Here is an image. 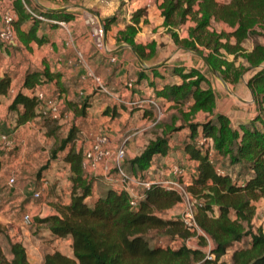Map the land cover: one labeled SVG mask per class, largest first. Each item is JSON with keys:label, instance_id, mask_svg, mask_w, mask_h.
<instances>
[{"label": "trees", "instance_id": "16d2710c", "mask_svg": "<svg viewBox=\"0 0 264 264\" xmlns=\"http://www.w3.org/2000/svg\"><path fill=\"white\" fill-rule=\"evenodd\" d=\"M11 3L16 13L13 25L17 33V41L11 47L19 42L27 45L31 40L43 42V35H37L41 19L36 14L49 19L72 18L71 12L62 10L36 13L29 0H12ZM158 7L164 31L174 43L205 56L226 81L236 82L243 70L254 67L247 82L256 108L251 118L236 125L225 113L212 115L214 92L209 85H201L207 83V78L195 66L171 65L169 74L174 80H168L160 71L165 65L140 68L131 88L145 80L156 100L171 101V106L186 117L197 111L205 114L202 120L187 123L182 141L186 156L197 161L195 175H190L187 187L199 201L195 220L213 241L211 252L216 259L232 248L227 264H264V229L253 232L243 225H248L255 213L254 201L264 198V39L256 40L258 36L264 38V0H161ZM143 11L140 8L132 13L131 22L117 31L116 39L132 45L146 58L145 48L152 49L155 42L140 45L134 40ZM114 18V15L102 18L105 28ZM28 21L29 25L24 28ZM187 23L186 34L181 36L179 31ZM221 24L229 29L220 27ZM251 39L254 40L252 47L247 49L243 43ZM10 46L1 45L0 48ZM239 50L241 53L237 55ZM227 54L233 57L228 59ZM59 77L58 72H50L46 67L26 70L20 88L7 106L8 111L15 114L16 127L38 116L46 136L55 138L49 149L50 156L38 169L37 176L60 153H64L63 160L69 165L68 203L57 201L52 205L53 213L31 216V223L45 228L54 238L70 236L72 256L50 250L43 253L40 264H189L192 258L201 257V249L183 243L169 247L158 242L168 236L185 240L192 234L179 215L167 218L161 215V211L180 201V195L160 181L150 182L136 206L129 203L128 193L116 186H108L93 196L98 178L82 168V149L74 145L76 124L59 137L61 125L41 116L39 100L28 93L35 85L53 78H57V86L62 89ZM155 78L160 79V85ZM10 83L8 73L0 75V95L7 94ZM89 98L85 95L80 100L67 102L74 118L86 116ZM186 103L189 112L183 111ZM122 107L117 103L107 105L102 113L114 118ZM143 111L145 115L152 114L150 109ZM165 129L134 157L122 161L127 173L144 178L153 158L168 154L172 132L183 127L167 126ZM200 138L205 141L199 143ZM153 234H158L155 237L158 241L150 244ZM244 238L248 241L246 245H235L242 243ZM200 239L204 240L201 236ZM8 241L10 257L5 256L0 246V264H30L21 241L10 238ZM212 262L206 259L204 264Z\"/></svg>", "mask_w": 264, "mask_h": 264}, {"label": "crops", "instance_id": "0c3cea01", "mask_svg": "<svg viewBox=\"0 0 264 264\" xmlns=\"http://www.w3.org/2000/svg\"><path fill=\"white\" fill-rule=\"evenodd\" d=\"M11 1L12 0H0V17L1 12L4 9L8 8L9 6L12 7ZM29 1L31 5L35 8L34 12L36 13H39L40 10H50L53 8L67 7L66 9H62V11L71 12L72 18L68 20H59L55 18L49 19L48 17H43L44 19H41V21L38 23L39 27L37 30V35H43V42L37 43L34 40H31L27 45L19 42L18 45H15L14 47L10 46L6 48H0V75L6 72L11 76V83L8 88L7 94L0 95V129L9 133L11 138L14 140V145L18 142L16 135L19 134L18 132L23 130V127L27 129V133H20V135L18 136L19 138H21L22 136V140L25 139L28 142L31 138L35 137L33 133L34 131H31V129H29L30 127L36 125L41 131L45 130L44 126H42L41 124L42 122H40L41 117L38 116L16 127L14 123L15 114L13 112L8 111L7 106L10 103L13 95L20 88L22 78L26 70H41L46 67L50 72H58L60 74L59 81L60 84L63 86L62 89L57 86V78H53L48 82L37 84L35 85V88H39L45 91L46 96H56L57 100L60 101L59 107L60 104H62L63 110L61 112V116L63 118L60 121H57V123L61 125V129L62 127L67 128V125H63V123H68L69 120L71 122H75L79 118H74L73 111L68 106L67 102L73 100H80L84 97H79V94H89L93 92V95L89 98L90 105L86 109V116L84 118L87 117L86 119H88V124L93 123L96 124L95 126L102 124L105 126V128L107 127V132L110 133L109 144L112 147H116L118 145L117 140L119 139L120 134L118 135L117 131L119 128H124V125L127 122H129L130 125L135 124V126H138H131L135 130H132L130 133H128L125 140L129 141L126 143L125 147H123L125 151L126 160L134 157L137 153H139L136 152L135 147H140V142L142 139L141 134L150 125L153 124L151 121L152 114L145 115L143 111L144 109H128L125 107V105L119 103L116 99L118 96L122 97L123 99L141 97L146 95V93L149 92L151 89L147 86L145 80L140 81V83L138 84L135 83L133 88H128L125 86V82L127 80H132L133 82L136 81L137 73L139 72L140 68L144 67L139 63V61L132 53L129 47L125 46L119 48V46L122 44H128L125 42H119L116 39L117 31L124 29L125 25H120L114 18V20L108 25V27L105 28L102 18L108 16L106 15V13L116 6V0L110 5L100 3L97 0H77V3L79 4H68L63 1L59 2L61 3V6L57 5V0ZM144 1L145 5H147L146 17L149 21L145 22L144 24L141 21L138 23L142 29L139 28L134 40L140 45H147L151 43L154 38H156L155 33L152 30L153 27L158 26L156 29L157 33H159L162 29L164 30L162 26V17L160 15V9L158 7L161 0H157V5H155L153 2L150 4L151 0ZM71 7H77L78 10L80 8L81 11H73ZM91 11L95 12V14L91 13ZM98 16L100 17V19H98ZM89 17L93 18L94 20L98 19V31H96V29H94L90 24ZM56 21H63V24H58ZM101 22L103 23L104 29L102 28ZM29 23L30 21L26 22L23 27L26 28ZM219 26L226 29V26L224 24H221ZM181 31H183V29ZM183 35H185V32ZM63 43L66 46L65 49L62 47ZM251 47L252 45L247 49H250ZM77 52H80L82 54L87 68L90 69L95 75H98L100 77L106 91L98 89L95 86L92 78L87 75L84 66L79 65L76 62L72 64L69 63L68 60L74 59V56L77 54ZM145 52H148L147 48H145ZM128 53L134 56V58L131 59ZM154 54H156V51ZM111 57H115V61H111ZM162 58H165V56H163ZM162 58H156L157 60L153 64H156L157 61L162 60ZM145 64L148 66L153 65L147 63ZM178 64H180V62ZM174 79L175 77H172L171 80ZM155 80H157L156 84L160 85V79L155 78ZM114 103L123 105V107L119 110L118 116L111 118L109 115L104 114L100 116V113H98L97 115L90 116L92 109L96 108L97 110L100 109V111H102L107 105H112ZM187 104L188 103H186V105ZM254 111L250 113V117L251 115H253ZM219 112L227 114V112L225 111ZM130 114L132 116H140V118L136 121L132 120V118L129 119L128 115ZM229 118L231 119L230 116ZM248 118H243L242 121H246L248 120ZM71 122L70 124H72ZM87 125H85L84 130L81 131L83 135L89 132H87L86 130ZM89 136L90 135H87V137H83L81 139L76 138L74 141L75 148L82 149L83 147L87 146L91 141ZM143 136H145V134ZM133 137L134 140L132 139ZM122 145L124 144L121 142L119 146ZM142 147L143 146H141V148ZM31 148L33 147H30L29 145L27 146V148H25L27 150V156L29 154L34 155L35 150ZM6 150L7 149L0 150V166L5 156ZM63 155L64 153H62L61 155L58 154L57 158L55 160H52L49 163L48 168L43 170L39 176V189L42 192L40 198L45 199L46 196L48 197V204L46 205L43 201L42 206H40L39 204H34L32 202L31 199L34 198L32 196L33 193L30 192V194L27 190V198L24 201L23 199L21 200V188L19 186H13V188H10L11 186L8 187L7 185H5L6 181L3 174L5 168L0 167V231L4 229L3 227H5L4 225H6L5 222L7 220L16 221L15 215H17V212L19 209H21V207L24 208L25 212H28L30 214L31 212L29 211H34V213L36 214L45 215L47 213H53L55 211L54 206L52 205L56 204L57 201L61 202L62 204L68 203L70 181L68 180L66 188L62 187V185H60L61 183H54L55 181L53 179L54 176L55 178H57V176L58 178L61 176V173L56 170L58 168L59 162L65 165V168L68 170L69 174V165L63 160ZM152 161L153 162L147 174L154 175L155 179L149 178V181H161L165 178H168L170 168L175 163H180L184 165L186 171L185 178L187 182H190V175H195L196 172L197 161L194 159H189L186 156L184 150L182 149V146L179 150H175L170 145V150L167 155H157L153 158ZM154 166L157 168L153 170ZM51 171L54 172L52 175L50 174ZM91 174L97 176L98 180L96 181V183L101 181L106 183V181L104 180H107V183H110L111 185L109 186L111 187H114L115 183H117L114 178L104 176L102 174V170L100 169ZM43 181L44 183H46V186L44 187H42ZM4 185L7 187L3 188ZM47 189H50V194H48ZM134 189L138 193H143V187L141 185H135ZM177 205H179V203H176L173 207L167 209V211H170V209L175 210L177 208ZM12 234L13 233L11 232V236H8L10 240L18 241L16 236H14V234L12 236ZM56 239L57 242L65 243L68 246L71 245L72 239L70 236ZM59 251L62 252L61 250ZM30 263L33 264L31 261Z\"/></svg>", "mask_w": 264, "mask_h": 264}, {"label": "rangeland", "instance_id": "374dc122", "mask_svg": "<svg viewBox=\"0 0 264 264\" xmlns=\"http://www.w3.org/2000/svg\"><path fill=\"white\" fill-rule=\"evenodd\" d=\"M63 1H65L68 4L77 3V0H75V1H69L68 0V2H67V0H57V5L61 6V3H59V2H63ZM115 2H116L115 3L116 6L114 8H112V10L108 11L106 13V15H108V16L114 15L116 21L120 25H126L127 23H130L132 13H134L135 10L140 9V8L142 9V11L143 10L144 11H143V14L140 16L139 22L141 21L144 24L145 22L149 21L146 17L147 5H145L144 0H116ZM152 2L155 5H157V0H151L150 4ZM77 4H79V3H77ZM71 9L73 11H81V9L79 8V10H78L77 7L76 8L71 7ZM89 19H90L89 21H90V24L92 25V27L94 29H96V31H98L97 20L100 19V17L98 16V19L95 18L96 20H94L93 18H90V17H89ZM188 24L189 23H187L183 26V31L185 32V34H186V25H188ZM138 27L141 28L139 26V24H138ZM157 27L158 26L152 28V30L156 36V38H154V40H153L155 42V45L152 49L149 47H146L148 49V52H145L146 58H142L145 63L153 64L156 62L157 59H159V57L162 58L163 56H165V58H162V60L157 61V63L165 60L160 65H165L166 68H161L160 71L166 75L168 80H171L173 77L169 74L170 73L169 68L171 67V65L178 64L180 62V64H182V63H184L183 65L186 64L185 65L186 67L195 66L207 78V83H202L201 85L202 86L209 85L214 92L215 104H214V109H213L212 115L215 113H218L219 111H225L231 117V121L235 125L237 123L241 122L243 118L245 119V118L250 117L249 116L250 113H252V111H254L256 108L254 96L252 97V94L250 93L249 89L247 88L248 87L247 79H248V76L250 75V71L252 70V69H250L251 67H248L247 69L243 70V72L239 76V80L236 82L231 81V79H229V81H226L225 79H223L225 81L226 86H227V88H226L219 79H217L216 77H214L212 75V73L210 72L208 67L205 65V63L201 60V58L198 55L192 53L191 52L192 50L185 49V48L175 44L174 41L171 39V37L168 34H166V32L163 29L160 30L159 33H157V30H156ZM226 29H229V28L226 27ZM183 31H181V30L179 31V34L181 36H184ZM263 39L264 38L261 36L256 37L257 41H263ZM253 41H254L253 39L248 40V41L243 43V46L246 48H249L252 45ZM62 47L64 49L66 48L64 43H63ZM14 50H17V49H14ZM151 51H152V54L155 53V51H156V54L152 55ZM240 53H241L240 50L237 51V55H240ZM128 55L131 59L134 58V56H132L130 53H128ZM232 57H233L232 55H229V54L226 55V58H228V59H231ZM238 59L240 60V57ZM85 95L92 96L93 92H91L89 94H87V93L86 94L84 93L81 95L79 94V97H83ZM151 95H153L152 90L147 92L146 95H144V96H151ZM159 103L161 105H163L161 107L165 109L164 114L162 115L163 117L160 120L153 123L152 125H150L141 134L142 139L140 142V147H135L136 152H139L140 149L143 148V147L141 148V146H144L150 139L154 138L156 135L161 134L162 131L166 130L165 128L167 126L177 127L179 125H182L183 129L178 130L176 132L175 131L172 132L173 138L170 140L171 147L175 150H179L182 146V141H183V139L185 137V133L187 131V123H189V121L191 122V121L202 120L205 117V114L201 111H197L193 115L186 117V115L180 113L179 110H177L171 106L172 105L171 101H168V102L164 101L163 102V100H159ZM183 107H184L183 108L184 112H189V108L186 104ZM150 108L151 107L148 106L146 108V110H148ZM253 108H254V110H253ZM60 109L62 112V110H63L62 104H60ZM135 109L136 108H134L133 110H135ZM102 111H100V109L97 110L96 108H94V109H92L90 116L91 115H97L98 113H100L99 115L102 116L103 115ZM251 117H252V115H251ZM86 118H78L75 122L74 121L71 122L69 120L68 123H63V125H67V128L62 127V129H60L58 131V136L59 137L64 136L66 134L68 128L73 125V122L77 126L76 137L78 139H81L83 137H87V135H90L89 138L92 140L93 138H95V136L98 133L107 132V127L105 128V126L102 124H99L97 126H95L96 124H93V123L88 124V119H86ZM128 118L129 119L132 118V120L136 121L140 118V116H132L130 114V115H128ZM70 122L72 124H70ZM85 125H87L86 130H87V132L88 131L89 132L85 133V135H83V133L81 131L84 130ZM131 126L138 127V126H135V124L130 125L129 122H127L124 125V128L118 129L117 134L118 135L120 134V135H119V139L117 140L118 145L116 147H119V144L121 142L124 145H122L120 147H125L126 143L129 141V140H125L126 136L132 130H135ZM89 128H90V130H89ZM29 129H31V131H34L33 133H34L35 137L31 138L29 140V142L26 141L25 139L22 140V136H21V138H19L18 135H20V133H22V134L27 133V129L25 127H23V130L18 132L19 134L16 135L18 142L15 145H13L11 148H9L5 151V156H4L3 161L1 163V166H0V167L5 168L4 172H3L4 178L6 181L5 185H7L8 187L11 186L10 188H13V186H15V187L19 186L22 190V193L24 191V193L23 194L21 193V195H20V198H21V200L23 199V201L27 198L26 190L29 191V193L30 192L34 193L37 190L40 191V189H39L40 188V182H39L40 179H39V176H37V171L46 162V160L50 156V150L49 149L53 145V143H54L53 140L55 139L54 137L46 136L45 130L41 131L36 125H34L33 127H30ZM144 134H145V136H143ZM108 135L110 136V133H108ZM134 137L132 138L133 140H134ZM28 145L30 147H33L31 149L35 150L34 155L29 154L27 156V153H26L27 150L25 148H27ZM108 147H110V149H112V150L116 148V147H112L110 144L108 145ZM60 155H61V153H60ZM124 159H125V153H124L123 160ZM25 166H26V168H25ZM155 168H157V167L154 166L153 170ZM56 170L61 173L60 174L61 176L59 178H58V176H57V178H55V176H54L53 177V179L55 181L54 183H59V184L61 183L60 185H62V187L67 188V183H68L69 179L67 178L68 177L67 176L68 170L65 168V165H63L61 162H59L58 168ZM53 173L54 172L51 171L50 174L52 175ZM11 176L14 177V180H15L14 184H12V185H10L8 183V178ZM141 176H135V177H137L141 180L142 179L149 180V178L155 179L154 175H150V174L149 175L146 174L144 176V178H142ZM104 181H106V183L102 182V181L96 183L93 196L98 195L106 187L111 185L110 183H107L108 182L107 180H104ZM5 185L3 186V188L7 187ZM47 190H48L47 191L48 194H50L51 193L50 189H47ZM43 192H45V191H43ZM41 194H42V192H41ZM32 196H33V194H32ZM47 199H48V197L46 196L45 199H41L40 197L39 198L34 197L31 200L34 204H39L40 206H42L43 201L45 202L46 205L48 204ZM89 201H90V199H89ZM254 205H255V213L251 217L249 224L248 225L243 224L245 228L248 227L253 232H255L259 229H264V198H259L258 200L254 201ZM182 207L183 206L181 204H179V205H177V208L175 210L170 209V211L169 210L168 211L167 210L161 211V215L164 218L171 217L173 215H179L180 209ZM24 212H25L24 208L21 207V209L18 210L17 215H15L16 221L7 220L5 222L6 225H4L5 227H3L4 229H2L0 231L1 232L0 233V246H1V249H2L3 253L5 254V256H7L8 258L10 257L9 241H8L9 237L8 236L10 235L11 232L14 234V236H16L18 241H21L22 245L25 247L26 257H27V260L29 261V263L31 261L33 264H40L42 261L43 253L46 251H50V250L59 249L62 252H64L66 255L72 256L71 245L68 246L65 243L57 242V239L52 237L50 235V233L45 228L41 227L40 225H35L33 223H30L29 225H25L21 221V215ZM29 212H31L30 215L32 217L35 215H39V214L34 213V211L33 212L29 211ZM7 231L9 234L7 233ZM13 234H12V236H13ZM156 236H158V234L157 235L153 234L150 236L151 237L150 241H149L150 244L156 243L158 241V239H155ZM170 238L171 237L168 236L166 238H162L158 242L162 243L163 245L169 246V247H176V246L180 245L181 243H183L187 247L201 249V251H202L201 257L192 258V260L190 261L189 264H204V262L206 260L204 255H205V250L207 248V243L205 240H201L200 236H196L193 233L190 236H188L187 238H185V240H181L178 237L171 238V239ZM210 241H211V249H212L214 246V243L211 239H210ZM246 242H248L247 238H244L242 243H236L235 245H242V244L246 245L247 244ZM231 253H232V248H229L218 259H216L215 255H214L213 259H208V260L213 261L211 264H227L231 260Z\"/></svg>", "mask_w": 264, "mask_h": 264}, {"label": "built area", "instance_id": "2783aa9c", "mask_svg": "<svg viewBox=\"0 0 264 264\" xmlns=\"http://www.w3.org/2000/svg\"><path fill=\"white\" fill-rule=\"evenodd\" d=\"M103 4H112L115 0H97ZM39 19H44L41 15H36ZM15 19V11L9 6L1 12L0 17V46L2 45H14L17 41L16 34L14 31L13 21ZM58 24H63V21H56ZM74 59H69V63H78L86 69V73L92 78L93 83L98 89L106 91L103 82L98 75H95L90 69L87 68L83 56L80 52L74 56ZM111 61H115V57L110 58ZM133 81L127 80L125 86L132 87ZM30 95L36 97L40 102V112L41 116L47 117L50 120L60 121L63 117L61 116V110L59 107V101L56 96H46L45 91L39 88H33L28 91ZM119 103L125 105L128 109H146L150 106L152 111V123L160 120L164 114L165 109L162 108L159 101L151 96H141L134 97L130 99H123L118 96L116 99ZM204 138L198 140L199 143H203ZM110 143V136L107 132L98 133L95 138H93L90 143L82 148V168L88 174L94 173L97 170H102V174L109 178H114L117 183H115L116 188L124 190L129 195V203L132 206H136L138 201L143 197V193H138L135 191V185H141L143 191L149 187L151 181L141 180L139 178L133 177L127 173L122 167V161L124 158L123 147H116L115 149H110L108 147ZM14 145V141L9 135V133L0 129V148L9 149ZM212 161V160H211ZM112 173V174H111ZM170 176L161 180L160 182L169 190H173L180 195V201L178 202L183 207L180 209L179 217L183 225L194 235L201 236L207 243V248L205 250V259H213L214 254L211 252V241L209 236L198 226L195 220V214L199 201L194 198L188 191V183L185 175V168L179 166L178 164H173L170 168ZM112 175V176H111ZM14 177L8 178V183L10 185L14 184ZM46 186V183H42V187ZM41 195V190H37L33 193V197H38ZM21 221L25 225L31 223V215L25 212L21 215Z\"/></svg>", "mask_w": 264, "mask_h": 264}, {"label": "water", "instance_id": "95a60500", "mask_svg": "<svg viewBox=\"0 0 264 264\" xmlns=\"http://www.w3.org/2000/svg\"><path fill=\"white\" fill-rule=\"evenodd\" d=\"M62 9H65L64 7H61V8H53V9H50V10H62ZM91 13H93V14H95V12H93V11H91ZM101 24H102V22H101ZM102 28H103V24H102ZM104 29V28H103ZM125 46H127V47H129L130 48V50L132 51V53L135 55V57L137 58V60L139 61V63L144 67V68H151V67H156V66H158V65H160L162 62H164V61H162V62H159V63H156V64H153V65H146L145 64V62L143 61V59H142V57L140 56V54L133 48V46L132 45H130V44H122V45H120L119 46V48H121V47H125ZM192 53H194V54H196V55H198L200 58H201V60L205 63V65L208 67V69L210 70V72L212 73V75L214 76V77H216L217 79H219L221 82H222V84L227 88V86H226V84H225V81L223 80V78L220 76V74L218 73V71L215 69V67L209 62V60L205 57V56H203L202 54H200V53H197V52H194V51H191ZM252 68H254V67H251L250 69H252ZM248 88H249V91H250V93L253 95V93H252V90L250 89V87L248 86Z\"/></svg>", "mask_w": 264, "mask_h": 264}]
</instances>
